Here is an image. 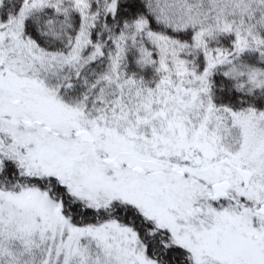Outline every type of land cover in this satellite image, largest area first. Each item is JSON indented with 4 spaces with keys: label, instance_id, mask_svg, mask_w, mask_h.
<instances>
[{
    "label": "snow or ice",
    "instance_id": "1",
    "mask_svg": "<svg viewBox=\"0 0 264 264\" xmlns=\"http://www.w3.org/2000/svg\"><path fill=\"white\" fill-rule=\"evenodd\" d=\"M0 264H264V0H0Z\"/></svg>",
    "mask_w": 264,
    "mask_h": 264
}]
</instances>
